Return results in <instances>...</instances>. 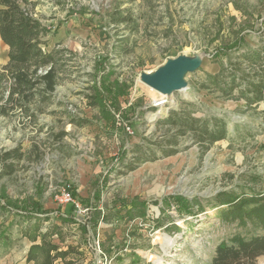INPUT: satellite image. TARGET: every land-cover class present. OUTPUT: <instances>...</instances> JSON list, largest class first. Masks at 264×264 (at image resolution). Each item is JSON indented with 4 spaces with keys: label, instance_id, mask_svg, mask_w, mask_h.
<instances>
[{
    "label": "rangeland",
    "instance_id": "obj_1",
    "mask_svg": "<svg viewBox=\"0 0 264 264\" xmlns=\"http://www.w3.org/2000/svg\"><path fill=\"white\" fill-rule=\"evenodd\" d=\"M34 13L43 49L58 52V82L29 112L0 110V155H23L12 175L0 161V238L10 239L0 264H212L222 241L263 233L222 220L221 204L264 196V103L249 109L206 85L245 53L264 64V0H39ZM8 53L0 38V67ZM179 56L203 61L185 90L164 97L141 81ZM184 103L224 118L230 138L203 157L182 138L162 157L157 122ZM138 144L159 159L129 171ZM66 186L74 202L60 205Z\"/></svg>",
    "mask_w": 264,
    "mask_h": 264
},
{
    "label": "trees",
    "instance_id": "obj_2",
    "mask_svg": "<svg viewBox=\"0 0 264 264\" xmlns=\"http://www.w3.org/2000/svg\"><path fill=\"white\" fill-rule=\"evenodd\" d=\"M38 2L39 0H0V38L9 48V61L0 67V110L3 114L16 107L29 112L30 104L46 103L58 82L55 69L58 52H46L42 47L40 34L43 29L34 13ZM128 20V17L123 18L124 22ZM261 60L258 51L245 53L220 73L209 75V84L206 86L215 88L224 97L243 99L249 109H257L264 103V64ZM46 68L51 69L47 73H41ZM115 92L118 99L125 96L121 90ZM96 97H93L91 106L99 105ZM192 108L193 105L184 103L180 109L170 110L167 117L157 122L158 128L164 129L159 137L161 141L155 144L162 157L178 154L182 138L189 137L199 147L202 157L215 143L230 138L224 118L198 117ZM132 151L135 156L134 162L127 165L129 171L135 170L140 163L159 159L156 153L148 156L144 145L138 144ZM22 158V153L15 150L0 155L2 174L12 175L15 172V162H20ZM8 160H14V163L9 164ZM73 196L75 197L74 192ZM175 200L182 213L196 216L197 213L186 205V201L179 197ZM223 202L221 205L228 207L221 213L222 220H236L243 227L251 223L255 230L263 233L250 237L235 235L229 241H222L216 247L212 264H258V259L264 257V196L236 197ZM8 243L10 239L3 235L0 245L7 246ZM53 261V257H47V264H52Z\"/></svg>",
    "mask_w": 264,
    "mask_h": 264
},
{
    "label": "water",
    "instance_id": "obj_3",
    "mask_svg": "<svg viewBox=\"0 0 264 264\" xmlns=\"http://www.w3.org/2000/svg\"><path fill=\"white\" fill-rule=\"evenodd\" d=\"M203 61L199 57L179 56L168 60L152 73H142L141 81L164 96L185 90L188 83L185 77L201 69Z\"/></svg>",
    "mask_w": 264,
    "mask_h": 264
},
{
    "label": "built area",
    "instance_id": "obj_4",
    "mask_svg": "<svg viewBox=\"0 0 264 264\" xmlns=\"http://www.w3.org/2000/svg\"><path fill=\"white\" fill-rule=\"evenodd\" d=\"M161 101H165V100H161ZM165 103L166 101L164 103H160L159 101L157 104L161 105ZM56 202L60 205H68L74 202L73 193L70 186L63 187L60 190L59 194L56 195Z\"/></svg>",
    "mask_w": 264,
    "mask_h": 264
},
{
    "label": "bare ground",
    "instance_id": "obj_5",
    "mask_svg": "<svg viewBox=\"0 0 264 264\" xmlns=\"http://www.w3.org/2000/svg\"><path fill=\"white\" fill-rule=\"evenodd\" d=\"M164 97H167V96H164ZM164 102H165V101H161V100H160V103H164Z\"/></svg>",
    "mask_w": 264,
    "mask_h": 264
},
{
    "label": "crops",
    "instance_id": "obj_6",
    "mask_svg": "<svg viewBox=\"0 0 264 264\" xmlns=\"http://www.w3.org/2000/svg\"><path fill=\"white\" fill-rule=\"evenodd\" d=\"M8 48V47H7ZM9 49V48H8Z\"/></svg>",
    "mask_w": 264,
    "mask_h": 264
}]
</instances>
